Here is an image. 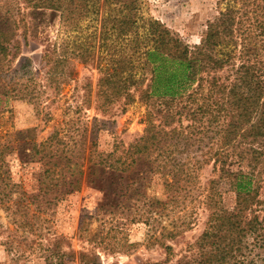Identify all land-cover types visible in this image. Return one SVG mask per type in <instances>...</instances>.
Segmentation results:
<instances>
[{"label": "trees", "instance_id": "16d2710c", "mask_svg": "<svg viewBox=\"0 0 264 264\" xmlns=\"http://www.w3.org/2000/svg\"><path fill=\"white\" fill-rule=\"evenodd\" d=\"M22 1L26 9L21 17L14 14L11 5H0V96L6 98L24 83L3 80L7 54L11 47L18 50L16 33L21 28L23 35L28 33L40 41L43 76L50 82L55 78L67 81L74 71V58L86 62L96 55V92L103 97L96 108L102 113L110 112L111 97L124 95L128 103L134 101L136 93L144 103L160 98L166 108L158 122L146 119L142 134L124 154L114 150L98 152L92 158L88 153L84 179L107 197L93 213L80 218L79 231L87 234L86 242L102 244L108 229L119 231L128 224L142 223L145 244L158 245L166 256L139 264H264V73L259 72L254 83L246 74L232 83H209L199 103L194 104L197 88L192 76L193 49L159 20H141L138 0ZM85 19L98 20L96 49L91 42L81 40L76 51L73 46L78 44L76 37ZM221 33L228 35L226 43H235L230 25L220 28L217 23H209L202 40L208 50L200 58L202 65L208 58L211 67L222 64L221 58L214 57ZM124 40L139 57L137 64L127 63L130 67L121 57H114ZM25 74L26 80H32L34 93L41 80L32 70ZM21 134L18 131L15 135ZM59 142L31 141L34 151L29 159L38 156L48 165L39 172L37 183L28 185L11 178L5 156L15 146L0 141V209L17 227L33 230L35 222L30 217L34 213L29 208L55 205L66 186L79 187L76 179L64 180L63 169L72 171L70 163L76 167V162L73 148L60 147ZM208 165L210 169L202 179V169ZM225 186L234 194L232 204L227 206L221 199ZM198 207L205 213L203 228L185 242L171 262L173 244L169 240L191 228L198 218ZM92 220L98 224L89 235ZM3 231L0 229V233ZM11 235L23 239L7 233L4 243L10 250L14 241L9 239ZM133 245L128 243L126 247ZM64 253L72 264H100L96 253L72 249Z\"/></svg>", "mask_w": 264, "mask_h": 264}, {"label": "rangeland", "instance_id": "374dc122", "mask_svg": "<svg viewBox=\"0 0 264 264\" xmlns=\"http://www.w3.org/2000/svg\"><path fill=\"white\" fill-rule=\"evenodd\" d=\"M5 4L11 5L14 14L18 13L20 17L26 9L22 0H0V5ZM138 9L141 20L148 17L159 20L176 31L193 49L195 60L192 76L197 88L194 104L199 103L201 93L205 92L209 83H232L237 76L245 74L250 83H254L255 76L259 72L264 73V0H138ZM209 23H217L220 28L230 25L235 41L226 43L228 35L219 34L221 43L215 47L219 50L215 51L214 57L221 58L222 64L213 67L209 58L204 65L200 60L208 53L202 40ZM97 25L98 20H82L76 37L78 44H74L73 49L78 51L81 40L91 42L96 49ZM16 38L20 45L18 50L11 47L7 54L8 67L3 80L4 83H15V79L24 83L16 86L6 98L0 96V141L15 146L5 156L11 178L35 185L39 172L48 164L44 165L37 159L38 156L29 159L34 151L31 141L57 143L58 140L60 147L65 145L66 148H73V160L76 162V167L70 163L72 171L64 172L63 169L64 180L72 182L76 179L79 187L71 189V186H66L62 198L55 205L42 206L41 209L29 208V212L34 213L30 217L35 222L33 230L17 227L10 221V215L7 216L0 209V229H4L0 233V264H72L64 253L71 249L75 252L96 253L100 264H139L144 260L164 259L166 255L161 247L147 246L143 241L145 228L142 223L128 224L119 231L108 229L107 224V238L99 245L86 242L84 237L87 234L79 231L80 218L93 213L95 206L107 197L84 179L88 153H92L94 158L98 152H127L130 144L142 134L148 117L155 122L162 119V113L166 111L160 104L162 99L153 98L144 103L138 100L136 93L134 101L127 103L124 95L119 98L113 96L110 112L104 114L96 108V103L101 102L103 97L96 92L98 72L95 54L86 62L77 57L71 60L74 71L67 81L55 78L54 82H50L43 76L40 41L28 33L23 35L21 28ZM123 44L114 57H121L126 67H130L127 64L129 62L137 64L139 57L132 53L130 44L126 40ZM109 57L107 55L106 58ZM23 64L26 67L22 68ZM31 70L37 75L36 79L41 80L35 86V94L31 91L32 80L25 79L26 71ZM18 131L22 134L16 137ZM50 134L52 138H47ZM58 168L59 165L55 171ZM209 169V165L202 169V179ZM54 175L58 174L54 172ZM159 190L160 186L156 185V191ZM221 195L223 205L232 204L234 194L226 186ZM196 212L198 218L191 228L175 240H169L173 244L171 262L178 257L185 242L192 240L203 228L205 213L200 207ZM97 224V221H91L87 231L89 235L95 232ZM7 233H16L23 238L11 235L9 239H14L11 250L4 243ZM17 242L19 247L16 246ZM132 242L135 245L126 247Z\"/></svg>", "mask_w": 264, "mask_h": 264}]
</instances>
